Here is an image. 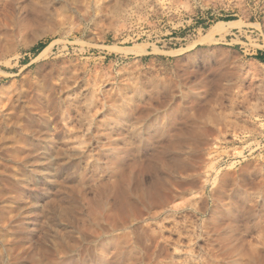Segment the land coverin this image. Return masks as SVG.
<instances>
[{
	"label": "rangeland",
	"instance_id": "rangeland-1",
	"mask_svg": "<svg viewBox=\"0 0 264 264\" xmlns=\"http://www.w3.org/2000/svg\"><path fill=\"white\" fill-rule=\"evenodd\" d=\"M260 53L264 0H0V264H264Z\"/></svg>",
	"mask_w": 264,
	"mask_h": 264
},
{
	"label": "trees",
	"instance_id": "trees-1",
	"mask_svg": "<svg viewBox=\"0 0 264 264\" xmlns=\"http://www.w3.org/2000/svg\"><path fill=\"white\" fill-rule=\"evenodd\" d=\"M44 44H39L34 50L36 52H40L44 48ZM256 59L264 62V53H260L258 56H256Z\"/></svg>",
	"mask_w": 264,
	"mask_h": 264
}]
</instances>
